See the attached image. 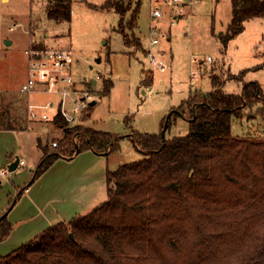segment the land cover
Segmentation results:
<instances>
[{"label":"trees","instance_id":"obj_1","mask_svg":"<svg viewBox=\"0 0 264 264\" xmlns=\"http://www.w3.org/2000/svg\"><path fill=\"white\" fill-rule=\"evenodd\" d=\"M141 1L107 0L100 7L122 18L133 10L127 26L132 32L119 28L129 46L143 45L135 33ZM72 2L49 0L48 17L70 21ZM231 3L233 17L221 33L225 46L245 30L246 21L264 18V0ZM245 73L237 77L244 80ZM148 74L144 84L151 86L153 72ZM103 85L108 95L113 82L107 78ZM187 106L188 134L167 137L178 117H188ZM247 111V118L264 120V92L255 81L245 83L241 94L215 90L201 100L190 96L171 110L165 137L166 120L161 133L133 131L130 137L145 158L107 171L108 199L0 256V264H264V141L232 131L234 120ZM55 124L64 135L53 150L44 146L36 178L61 157L86 150L109 156L119 149V139L109 132L70 127L59 116ZM12 231L6 216L0 241Z\"/></svg>","mask_w":264,"mask_h":264},{"label":"rangeland","instance_id":"obj_2","mask_svg":"<svg viewBox=\"0 0 264 264\" xmlns=\"http://www.w3.org/2000/svg\"><path fill=\"white\" fill-rule=\"evenodd\" d=\"M106 1L73 0L72 19L56 22L48 17L52 5L49 0H0V125H17L19 128L31 125L38 132L46 129L40 137L45 143L49 141L51 150L54 149L52 142L59 144L64 135L56 124L24 121L21 111H18L16 121L7 107L8 102L19 105L22 99L27 100L28 95L21 92V87L28 78L26 51L31 44L74 52L77 82L88 81L91 85L85 82V87L98 94L97 103L88 110L81 125L109 132L119 139V149L107 156L105 161L109 170L145 158L130 134L133 131L161 133L163 121L171 110L180 107L190 96L201 100L215 90L241 94L244 84L254 81L264 92V18L246 21L245 30L226 46L221 33L226 32L233 17L231 0H200L192 9H187V17L178 19L174 26L167 18L161 20V30L170 31L169 40L162 41L153 49L164 54L163 57L157 54L167 66L165 71H161L146 57L144 49L149 48L152 25L149 0L141 1L135 28L136 36L143 44L141 47L127 45L123 32L119 30L120 26H125V33L132 32L127 26L133 10L122 18L113 9H100ZM208 56L212 57V63L208 62ZM150 71L153 72V84L146 86L145 79ZM245 71L244 80L237 77ZM107 78L113 82V88L108 95H103V82ZM32 100L35 101V97ZM184 110L188 117H178L167 131V137L188 134L191 113L188 106ZM8 113L11 114L10 119ZM249 113L247 111L241 120H234L233 134L264 141V120L260 117L254 120L253 117L247 118ZM77 136L74 135V141ZM6 143L9 145V142ZM31 145L32 148L23 147L14 154V161L19 158L26 163L14 172L9 171L10 164L2 163L0 159V174L4 173L3 177L0 176V212L3 211V215L15 202L7 220L13 230L16 228L12 236L0 241V256L23 245L21 241L27 238L24 234L21 238L19 234L28 224L42 217L34 205L42 199L38 197L47 177L35 180L30 186V195L24 193L40 163L34 162L35 142L32 141ZM62 166L56 165L50 174L62 170ZM30 196L38 199L36 204L29 201ZM53 206L50 205L48 210ZM30 235L33 234L27 236Z\"/></svg>","mask_w":264,"mask_h":264},{"label":"crops","instance_id":"obj_3","mask_svg":"<svg viewBox=\"0 0 264 264\" xmlns=\"http://www.w3.org/2000/svg\"><path fill=\"white\" fill-rule=\"evenodd\" d=\"M34 45L35 44H31V46ZM34 97L35 101L32 100ZM20 98L22 99V97ZM47 100H49V98L46 96L39 97L36 95H29L27 96V100H21V104L16 105L15 103L8 102L7 107L10 113L12 111L14 114L16 121L19 114L18 111H21L24 121L27 122V109L29 103L36 101L45 102ZM10 113H8L9 119L11 116ZM42 123L44 122H37L36 124ZM50 124L52 123L45 122V125ZM16 126L17 125H12L11 127H0V159L2 160V163L5 161L7 164L11 165L14 162V154L23 147H29V149L30 147L32 148L31 142L33 141L35 142L33 154L36 157L34 162L37 164L40 162V165L44 159V146H48V144L50 146L48 140L45 143L40 137L41 133H43L46 129L44 131L42 130L43 132H38L32 129L31 125L23 126L21 128ZM47 134L49 133L47 132ZM36 139L37 141H35ZM6 142H9V145H7ZM39 143L42 144L39 145ZM107 158L108 157L106 153L97 154L92 150H86L80 154H75L71 158H59L45 173L38 177V179L35 178V180L37 179L36 181H38L39 179H44L47 177V182L44 184V187L42 188L38 197L39 199H42L38 201L37 198L32 196H30L29 199V201L34 202V204H36V200L38 201V205H34V209L38 213L40 212L42 217H39L37 221L28 224L27 228H25L23 232L19 234V237L24 234L23 236L27 238V240L24 239L21 242L24 244L27 243L41 234L47 228L57 223L70 222L75 217L87 215L94 208L105 202L108 199L107 171L109 169L106 168L105 162ZM24 165H26L25 161ZM56 165H63L62 170L50 174V171H52ZM18 167H21L20 163ZM0 176L3 177L4 173H1ZM35 180L32 182V184L36 182ZM0 184L2 185L1 180ZM32 184L27 186L24 193H27L28 195L32 193V187H30ZM22 193L23 191L20 193V195ZM50 205L53 207L48 210ZM2 210H5V208ZM2 212L3 211L0 212V215ZM15 231L16 228H14L12 232L15 233ZM29 234L33 235L27 236ZM10 236H12V233Z\"/></svg>","mask_w":264,"mask_h":264},{"label":"built area","instance_id":"obj_4","mask_svg":"<svg viewBox=\"0 0 264 264\" xmlns=\"http://www.w3.org/2000/svg\"><path fill=\"white\" fill-rule=\"evenodd\" d=\"M199 1L149 0L152 25L149 30V48H145L146 57L161 71H165L167 66L157 54H160V57L164 54L153 49L170 37V31L161 30V20L167 18L171 26H174L178 19L187 17V9H192ZM26 54L29 59L28 78L22 85L21 92L28 96L39 95L49 98L45 102L29 103L28 121L51 122L55 125V118L59 116L70 127L81 125L84 116L92 107L91 103L93 101L97 103L98 94L85 87V82L89 83L88 81L77 82L74 73L76 64L74 52L70 49L30 46ZM207 60L209 63L213 62L210 56ZM51 146L57 147L58 142H52ZM20 165H24L23 160L20 161Z\"/></svg>","mask_w":264,"mask_h":264},{"label":"water","instance_id":"obj_5","mask_svg":"<svg viewBox=\"0 0 264 264\" xmlns=\"http://www.w3.org/2000/svg\"><path fill=\"white\" fill-rule=\"evenodd\" d=\"M96 104V101H93L92 103H91V105L92 106H94ZM170 115H171V113L167 116V118H166V121H165V124H164V130H163V132H162V136L163 137H165V129L168 127V123H169V117H170ZM19 163H20V159L19 158H17L10 166H9V171L10 172H13V171H15L16 169H17V167H18V165H19ZM37 171V170H36ZM36 171H35V174H34V176H33V178H32V180H31V182L29 183V185L30 184H32V182L35 180V178H36ZM15 203V202H14ZM13 203V204H14ZM12 204V205H13ZM12 205H11V207H12ZM9 208L1 217H0V223H1V221L4 219V217H6L7 215H8V213L10 212V210L12 209V208ZM71 237H73V234H71Z\"/></svg>","mask_w":264,"mask_h":264}]
</instances>
